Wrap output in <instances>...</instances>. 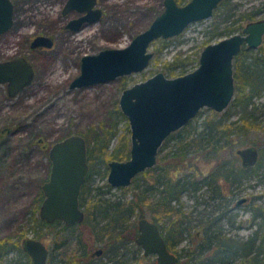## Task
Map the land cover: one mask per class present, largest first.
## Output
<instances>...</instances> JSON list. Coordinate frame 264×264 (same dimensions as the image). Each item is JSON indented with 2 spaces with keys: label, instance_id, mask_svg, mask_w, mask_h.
Listing matches in <instances>:
<instances>
[{
  "label": "rangeland",
  "instance_id": "obj_1",
  "mask_svg": "<svg viewBox=\"0 0 264 264\" xmlns=\"http://www.w3.org/2000/svg\"><path fill=\"white\" fill-rule=\"evenodd\" d=\"M11 1L14 4V24L10 30L0 35V60L19 56L28 57L36 73L31 86L24 88L16 96H9L5 85L0 84V241L10 240V244L14 246L19 244L21 249L24 238L33 236L28 228L30 215L43 183L50 176L52 163L49 158V149L56 141L76 133L86 138L87 136L92 138L97 134L102 135L115 120L112 114L116 105H119L121 93L125 88L146 80L159 71L163 72L164 63L172 60L176 55H180L182 59H194L197 54L200 55L203 42L210 36L215 23L224 27L231 25V22L237 19L236 25H245L246 21L239 19L241 15L252 11H256V19L264 18V0H231V8L228 10V14H231L230 18L225 14L218 15V12L219 17L216 19L212 16L190 24L181 35L171 39L172 41L163 50L158 61L154 60L156 55L152 58L146 70L118 77L106 83L72 89L70 84L80 73L81 60L85 54H94L104 48L125 47L136 34L144 31L152 23L157 14L163 11L164 0H98L99 8L104 11L102 18L74 32L66 31L65 22L68 18L76 16V13H71L68 18H62L60 12L64 5L63 0ZM240 31L241 29L236 33ZM39 34L53 35L55 43L50 50L45 51L29 46L30 40ZM216 41L218 38L212 42ZM151 50L156 52L154 46ZM259 53L258 48L249 55L254 56ZM194 65H190L188 70H193ZM254 100L256 104L263 103L264 92ZM199 113L191 121L192 125L189 129L191 133L196 126L202 125L207 116L219 117L225 114V110L217 112L205 107ZM238 118L239 112H235L231 120L236 121ZM260 118L264 121V116ZM127 122V118L118 121L117 133L112 137L109 145L111 151L125 138H129V146L131 145V131L129 133L127 131ZM173 142H175L174 139L165 145L162 154L173 147ZM244 143L241 147L255 145L259 147L261 153L262 148L264 149V131L260 129L250 131ZM258 164L257 169L252 170L248 177L242 179L241 188L237 191V195L233 196L229 205L230 203L233 205L239 196L251 198L253 206L264 205V152L261 153ZM200 166L204 172L213 168L210 163H204V161ZM97 169L99 173L94 176L93 182L96 186H100L107 182L109 172L105 171L104 164H99ZM148 179L153 183L154 179ZM224 184L225 187L221 186L224 187L222 192L214 200L208 188L203 187L198 192V199L212 200L209 206L199 204V211L212 212L214 209L213 217H218L224 211L225 203L221 198L223 191L238 190L237 186H232L230 182H224ZM123 194L119 188L113 187L108 196L117 200ZM128 198H131V194ZM181 199L184 210L195 217L196 199L189 193L183 194ZM41 202L42 200L40 204ZM206 206L207 209H205ZM251 209L252 206L250 208L240 206L232 212L236 213V219L231 214L226 215L219 226L228 237L246 240L258 226L251 222ZM145 212L146 217L153 220V212L148 209ZM38 213L39 210L36 215ZM139 217L138 212L130 217L128 223L132 227V234L138 231ZM239 222L242 226L236 228ZM135 226L136 229L133 228ZM82 229V227L78 228L75 233H80ZM83 231L87 233V229ZM85 236L88 239L90 237L88 234ZM190 237L188 232L185 233L183 243L181 242L178 247L188 246ZM63 239L67 242L62 248L60 247L55 256H58L59 260L79 252V247L76 245L77 238L71 232L64 231L59 234L50 232L45 237L49 247L60 243ZM126 245L128 248H120L114 253L116 259L122 256L127 264H152V258L156 261L155 256L143 255L141 248L139 250L141 258L137 262L133 252L136 246L134 248L131 240L126 242ZM91 246L89 255L93 250L102 247V244L94 243ZM110 252L105 251L100 257L95 256L94 264H112ZM21 257L23 256L18 248L11 249L0 258V264H18ZM231 264H240V262Z\"/></svg>",
  "mask_w": 264,
  "mask_h": 264
},
{
  "label": "water",
  "instance_id": "obj_2",
  "mask_svg": "<svg viewBox=\"0 0 264 264\" xmlns=\"http://www.w3.org/2000/svg\"><path fill=\"white\" fill-rule=\"evenodd\" d=\"M223 0H164L163 11L152 23L125 47L104 48L94 54H85L80 73L70 87L83 88L96 83H106L118 77L142 72L155 56L151 47L157 39L178 37L190 24L209 19ZM98 0H67L63 13L76 9L85 12L79 20H71L68 27L78 30L82 21L90 24L101 19L103 11L95 7ZM14 4L0 0V35L14 24ZM264 41V18L245 24L240 33L221 38L203 47L199 64L186 74L167 77L164 72L148 77L125 88L119 99L122 113L128 119L131 131L130 157L111 160L107 182L117 188L128 187L133 178L157 164L163 143L188 125L203 108L217 112L226 110L235 95L234 60L244 47L258 49ZM33 48L53 47L51 36H36ZM35 68L24 56L0 61V84L5 85L9 96L20 94L35 80ZM52 163L50 176L42 186L44 199L38 216L46 223L61 220L65 226L80 224L84 210L80 204L82 187L89 171L87 141L81 134L66 136L49 149ZM244 168L255 166L259 153L255 145L237 151ZM139 234L135 242L143 255L155 256L156 264H175L178 257L170 252L160 232L159 225L147 217L138 220ZM22 249L29 254L32 264H46L49 249L41 239L24 238ZM97 249L93 255H101Z\"/></svg>",
  "mask_w": 264,
  "mask_h": 264
},
{
  "label": "trees",
  "instance_id": "obj_3",
  "mask_svg": "<svg viewBox=\"0 0 264 264\" xmlns=\"http://www.w3.org/2000/svg\"><path fill=\"white\" fill-rule=\"evenodd\" d=\"M177 1L179 4H185L189 0ZM230 2L231 0H223L220 3L219 8L213 14L215 19L220 14H225L228 18L231 17V14H228V10L231 8ZM255 14L256 11L245 13L241 15L239 20L251 22L256 20ZM237 21L234 19L231 25L224 27L215 23L210 36L204 40L202 47L210 44L215 38H218L219 41L222 36H230L242 29V24L236 25L235 22ZM171 39H157L153 43L152 46L155 47V55L157 56L154 59L155 62L159 60V56L168 47ZM247 50L248 48L244 47L235 57L236 91L232 103L225 110V114L219 117L207 116L201 123L202 125L196 126L192 133L189 130L192 125L191 122L182 129L172 132L160 149L158 164L133 178L130 186L119 188L124 193L119 199L115 200L112 196H108L113 187L107 182L96 186L93 180L94 176L99 173L97 169L99 164H104L105 171L109 172L108 165L111 160H127L130 157L129 138H125L114 150L109 149L112 137L117 133L118 121L127 118L122 113L120 106L116 105L112 114L115 120L108 129L104 130L102 135L97 134L92 138L84 136L87 141L89 161V173L80 197V204L85 215L84 220L80 224H74L70 227L65 226L61 220L46 223L36 215L40 208V201L44 199L42 189L30 215L28 228L32 232L33 238L45 240L50 232L59 234V232L64 231L71 232L77 238L76 245L79 247L77 254L74 253L71 256L60 258V260L58 256L55 257L56 252L67 242L66 239H63L60 240V243L50 247L48 263L94 264L93 260L87 261L91 258L88 254L92 248L91 245L94 243L102 244L105 251H111L110 253L114 257V253L120 248H128L126 242L129 240L133 242L134 248L136 246L135 251H133L134 258L139 262L141 246L135 242L138 231L132 234V227L128 222L130 217L137 212L140 216L139 219L146 217L145 211L148 209L153 212V220L151 221L159 225L168 249L175 252L179 250L185 259L184 264H223L230 263L231 260L237 258L240 259L241 264H264V205L252 206L251 222L258 225L254 233L246 240H235L226 234H219V230L222 229L219 223L222 220L217 221L208 218L205 219L206 221H200V225L197 227L193 215L184 210L181 199L185 193H189L196 199L202 186L210 190L211 197L216 198L224 188L221 187L222 183H218L219 181L230 182L234 186V183L237 181L241 183L242 179L248 177L252 170L257 169L259 165L258 161L255 166L244 168L242 165H236L233 160L229 164L227 160L237 147L245 144L244 139L250 131L257 129L264 131V121L260 118L264 116V102L256 104L254 100L264 92V41L259 47V54L251 56ZM198 59L199 54L194 59H182L180 55H176L172 60L164 63L163 72L168 77L186 74L191 72L188 70L190 65L195 64L193 68L198 66ZM235 112H239V118L233 121L231 117ZM128 124L127 122L126 126L129 133ZM172 139L175 140L173 147L162 154L165 145H168ZM227 151L229 155H227ZM262 152H264L263 148ZM192 160H203L214 164L215 167L210 171V180L207 177L203 180L196 177L197 174L201 173V167L196 162L192 163ZM148 178L154 179L153 183ZM129 194H131L130 199L128 198ZM225 216L226 211L219 215L221 219ZM80 227L84 230L87 229V233L82 229L80 233L76 234L75 232ZM133 228L136 229V226ZM197 228L202 232L198 240L194 238ZM187 232L191 236L188 246L178 247L182 240L180 239L181 235ZM86 234L90 236L89 239L85 236ZM10 242V240L0 241V258L9 250L18 248L23 256L18 264H32L29 254L21 249L19 244L14 246ZM112 257L110 256L112 264H127L122 256L117 259L116 257L112 259ZM151 260L152 264H156L155 259L152 258Z\"/></svg>",
  "mask_w": 264,
  "mask_h": 264
},
{
  "label": "flooded vegetation",
  "instance_id": "obj_4",
  "mask_svg": "<svg viewBox=\"0 0 264 264\" xmlns=\"http://www.w3.org/2000/svg\"><path fill=\"white\" fill-rule=\"evenodd\" d=\"M62 1V0H61ZM63 2V7H62V9H61V12L60 13H62L61 14V17L62 18H68V16L71 14V13H76V16H74V17H72V18H68L67 20L68 21H66L65 23H66V26H65V29H66V31L67 32H74V31H78V30H75L74 28H71V27H68L69 26V24H70V22H71V20H74V19H77V20H79L82 16H84L85 15V12H78L76 9H70V11H68V12H66V13H63V9L65 8V6H66V4H67V0H63L62 1ZM164 3V2H163ZM95 7H99L98 6V3H97V5L95 6ZM101 9V8H100ZM101 11H103L102 9H101ZM104 12V11H103ZM102 16H103V13H102ZM60 17V18H61ZM102 18V17H101ZM249 22V21H248ZM248 22H246V24L248 23ZM89 22H86V21H82V24H81V30H82V28H84V26L86 27L87 26V24H88ZM243 27H242V29L245 27V25H242ZM242 29H241V31L240 32H242ZM240 32H238V33H240ZM41 35H45V34H41ZM37 36H39V35H37ZM47 36H51V38L53 39V43H55V39H54V37H53V35H47ZM35 38V37H34ZM33 38V39H34ZM33 39H31L30 40V44H29V46H31V42H32V40ZM156 42V41H155ZM54 45V44H53ZM31 48H33L32 46H31ZM41 48V50H45V51H48V50H50L49 48H45V47H40ZM40 48H38V49H40ZM52 48V47H51ZM247 48V47H246ZM36 49V48H35ZM253 50L252 49H249L248 48V50H247V53H250V52H252ZM14 57H12V58H8V59H13ZM29 61H31L28 57H26ZM0 61H8V60H0ZM32 62V61H31ZM35 68V67H34ZM239 148H242V147H237V149H235L234 151H233V153H232V156L234 157V158H228L227 160H228V163L230 164V161L231 160H233V161H235V164L236 165H241V156H240V154H238L237 153V151H238V149ZM160 152V151H159ZM258 153H259V158H258V161H259V159H260V157H261V153H260V149L258 148ZM227 155H229V152L227 151ZM158 156H159V154H158ZM158 158V157H157ZM198 160H194L192 163H197V164H199V165H201V163H203V161H198ZM158 162H159V158H158V161H157V164H158ZM227 162V161H226ZM239 162V163H238ZM204 163H207V161H204ZM257 164V163H256ZM212 166H213V168L215 167L214 166V164H211ZM201 167V166H200ZM251 167H253V166H251ZM212 168V169H213ZM250 168V167H249ZM210 171H212V170H210ZM210 171H208V172H204V171H202L201 170V173H199V174H197L196 175V177H198V179H206V177L210 180L211 179V177H210ZM219 184H221L222 183V185L225 187V184H224V182H218ZM233 186V185H232ZM234 186L236 187L237 186V189L238 190H234V191H230V192H227V190L226 191H223V195H222V199H223V201H224V203H225V206H224V211H226V215H229V214H231L232 216H234L233 218L234 219H236L235 217H236V213H232V212H235V210H237L238 208H240V206H249V208L251 207V206H253V201L251 200V198H249V197H243V196H239V197H237V199H235V202H234V204L233 205H231L232 203H230V205H229V202H232V200H233V196L234 195H237V191H239V189L241 188V186H240V183H238V181H237V183H234ZM203 187H205V186H202L201 188H203ZM202 190V189H201ZM212 198V200H214V199H217V198H215V197H211ZM195 199V198H194ZM210 200V199H209ZM209 200H202V199H198V197H196V207H195V212H196V216L194 217V220H195V223L197 224V227H199V225H200V221H206L205 219H208V218H210V219H215V220H217V221H220V220H222L219 216L218 217H213V213H214V209L212 210V212H210V211H204L203 212V210H200L199 211V204H204V205H207V206H209V205H211V201H209ZM214 202V201H213ZM252 204V205H251ZM251 205V206H250ZM207 206L205 207V209H207ZM216 206V205H215ZM218 206V205H217ZM226 208V209H225ZM201 212V213H200ZM200 213V214H199ZM240 226H242V223L241 222H239V225L238 226H235L236 228L237 227H240ZM160 229V228H159ZM138 232H139V227H138ZM161 232V231H160ZM162 233V232H161ZM201 231L197 228L196 229V231H195V233H194V235H195V239L196 240H198V238H200V236H201ZM139 233H137V235H138ZM219 234L220 235H223V234H225V231L223 230V229H220L219 230ZM227 235V234H226ZM183 237H184V235L182 234L181 235V238L180 239H182L181 240V242L183 241ZM42 241L45 243V245H46V247L49 249V253H48V257H47V259L49 258V255H50V252H51V248L48 246V243L45 241V240H43L42 239ZM183 243V242H182ZM182 247V246H181ZM97 249H102V254L104 253V251H105V248H104V246H102V247H100V248H97ZM97 249H95V250H93L91 253H90V259L89 260H87V261H92V260H95L96 259V257H98L97 255H93L94 254V252L97 250ZM170 252H172V253H174L177 257H178V262L177 263H175V264H184V261H185V259L182 257V255H181V253H179L180 251L179 250H177V252H175V251H171L170 250ZM101 254V255H102ZM101 255H99V257L101 256ZM96 256V257H95ZM147 256V255H146ZM31 259V258H30ZM48 261H49V259L47 260V262H46V264L48 263ZM32 262V261H31ZM110 262H112L111 261V259H110ZM232 262H240V264H241V261H240V259L239 258H237V259H233V260H231V262L230 263H223V264H231ZM56 264H60V262H55ZM219 264V263H218ZM222 264V263H221Z\"/></svg>",
  "mask_w": 264,
  "mask_h": 264
}]
</instances>
